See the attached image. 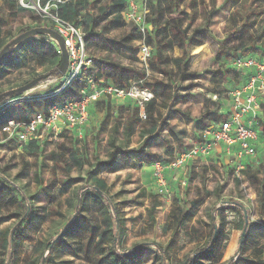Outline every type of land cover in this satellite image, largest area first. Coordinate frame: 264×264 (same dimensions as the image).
Instances as JSON below:
<instances>
[{
  "label": "rangeland",
  "instance_id": "374dc122",
  "mask_svg": "<svg viewBox=\"0 0 264 264\" xmlns=\"http://www.w3.org/2000/svg\"><path fill=\"white\" fill-rule=\"evenodd\" d=\"M5 2L6 0H0V10L5 6ZM93 2L97 4L100 0ZM257 2L258 0H240L239 9L246 13L252 10ZM203 5L204 7L198 9L197 16L193 17L194 20L188 30V34H191L199 28L203 35H199L198 40L203 41V45L191 51L174 48L166 53L169 58H184L188 62V69L185 79H182L173 64L164 65L162 80L171 83L175 87V92L171 102L166 99L170 102L167 107H163V101L158 102V111L162 117L157 124V131L141 138V129H138L130 139L129 149H141L143 157L147 153L154 162L174 160L169 150L180 154L192 148L202 132L200 123L202 119L213 121L216 114L222 116V113L231 110L228 92L241 80L240 77L230 76V79L225 81L222 76H214L217 70L222 69V62L216 61L215 55L227 37L228 20L235 7L231 0H216L215 6L210 0H205ZM186 12L191 14L192 10L187 8ZM4 15L9 22L8 26L3 28L2 38L7 43L18 37L23 29L49 26L43 19V14L36 12L11 16L5 11ZM179 18L182 21V28L185 29L189 18ZM121 34V30L112 31L110 37L119 38ZM31 40L32 44L47 41L55 48L58 47L57 43L48 37L38 36ZM32 44L17 48L9 60L7 58L6 64L18 63L21 67L7 68L8 75L0 82V93L16 89L15 87L32 82L41 76H48L55 68V65L42 67L31 60ZM234 46V43L228 45L229 48ZM89 51L95 58L96 66L98 61L108 56L107 53L93 47H89ZM152 52L156 53L153 47ZM116 60L123 65L130 64L127 58ZM153 74L156 76L159 73L154 71ZM190 86L193 87L189 91H183V88ZM46 88L40 85L37 91L42 92ZM216 90L222 92L220 100L215 98ZM184 95L190 96L187 103L181 101L180 96ZM123 102L116 101L109 107L94 109L89 126L83 130V138L67 135L68 139L59 137L57 140L45 141L42 145L45 154L38 158L24 154L18 143L6 141L0 133V173L18 189L17 199H12V195L7 196L9 192L6 188L0 193V230H12L17 225L18 218H13V215L23 212L20 204L22 200H25L30 208L28 217L32 213L36 218L35 222L27 227V233L19 237L16 264H26L27 256L35 258L34 245L49 242L68 224L74 215V208L69 206L67 200L76 204L77 196H80L82 188L87 185L86 172L91 168L98 169V176L106 181L107 194L118 211L120 222L124 225V231L120 235L119 252L131 251L136 245L155 243L168 248L169 264H181L187 257H192L198 249H202L209 238L211 216L216 215L217 233H220V237L227 243L223 261L228 262L234 258L241 234L238 229L239 214L231 209L228 203L231 201L240 203L249 210L251 237L258 238L263 243L256 224H262L264 221V206L260 205L257 188L245 177L241 183L236 181L232 159L227 158L226 164L222 167L218 166L220 159L217 158H214L209 166L199 163L192 167L186 171L188 187L183 188L171 182L172 191L175 193L170 196L157 195L158 189L150 177V170L145 168L150 165L149 163L143 161L141 166L135 168L126 165L115 173L99 166L111 159L115 153L114 146L108 143L113 128L125 122L135 110L132 104L125 107L130 102L126 104ZM123 104L125 106H122ZM27 105L42 110L41 103L31 102L21 104L18 109L7 108L0 117L15 118L18 111L21 110L22 113ZM224 117L223 120L226 119ZM152 125L153 121L146 120L142 126L147 132ZM259 129V132L264 131L262 126ZM175 136L182 138V141H177ZM119 138L116 141L117 147L126 146ZM61 145L80 149L85 162L84 167H75L68 173L65 163L56 166L50 154L53 152L60 154ZM118 158L122 159L121 156ZM260 162L264 163V151L258 153L254 165L257 167ZM174 178H177V175ZM38 180H41V183ZM152 196H157L156 201H153ZM198 197H204L205 201L196 216L185 218L183 221L185 225L174 230L179 218L178 209L191 211V202ZM106 220L108 209L104 202L94 195H87L79 222L81 230L77 234L68 235L66 239L68 247L56 251L50 264H94L99 256L110 252V242L98 241L106 227ZM192 228L203 231L204 238L200 242L191 240ZM71 249H75L77 256L71 253ZM248 254L250 251L246 253ZM44 256L48 257V252H45ZM155 256V251L150 248L146 254V264H159ZM3 258L5 256H2ZM238 264L245 262L240 261Z\"/></svg>",
  "mask_w": 264,
  "mask_h": 264
},
{
  "label": "trees",
  "instance_id": "16d2710c",
  "mask_svg": "<svg viewBox=\"0 0 264 264\" xmlns=\"http://www.w3.org/2000/svg\"><path fill=\"white\" fill-rule=\"evenodd\" d=\"M46 1L47 0H43V4H45ZM102 1L104 0H100V2L96 4L94 2L91 3L88 0H68L64 4L58 6V14L62 19L83 28L86 34V43L88 48L93 47L108 54L106 59L97 62L95 70L96 80L104 79L105 83L112 84L118 89H128L133 83L137 82L143 87V89L148 90L153 95V100L146 103L144 109L145 114L147 115V120L149 122H154V125L151 126L150 130L147 132L144 130L142 126L143 122L139 117V109L137 107H134V112L125 120V122L120 123L113 128L111 138L108 143L109 145L114 146L115 153L112 154L111 159L99 166H103L107 168L109 172L115 173L123 169L126 165L135 168L141 166L143 161L145 163H149V166L155 163L153 158H150L147 153H145V157H143V151H140L141 149H129L130 139L137 133L138 129H141V138L145 137L148 133L153 134L157 131V124L162 117V114L158 111V102L163 101V107H167L173 98L175 87L172 86L171 83H167L164 79L162 80V78L154 75L151 78H147L145 71L136 65V62L138 61V47H136L134 43L138 41L141 36L136 27L130 26V30L125 28L126 23L122 14L127 8L126 0H105L106 2L103 3ZM203 2L205 4V0H149L148 6L150 8V16L148 21L153 25L154 30L151 32V35L147 37V43L151 47L155 48L156 51V53L153 52L151 60L152 72L155 71L162 75L164 65L171 63L177 69L178 76L185 79L188 62L184 58H169L166 56V53L168 50L174 48H178L183 51H191L203 45L204 42L198 40L199 35H203V32L199 28L192 31L191 34H188L192 21L198 14V9L200 7L202 8V6L204 7ZM210 2L213 6L216 5V0H210ZM231 3L235 8L230 14L228 20V29L226 30L227 37L220 44V48L215 55V60L222 62V69L217 70L214 74L215 77L222 76L225 81H228L230 76L241 78V80L238 81L230 92L240 87L242 84H245L249 76L244 72H237L231 68L230 63L234 59L257 57L259 60H264V0H258L256 6L246 13H243L239 9L240 0H231ZM187 8L192 10L191 14L186 12ZM5 11L11 16H18L28 12L35 13L34 11L25 10L19 7L13 0H6L5 6H3L0 10V51L9 43L4 41L2 38L3 28L8 26L9 22L8 18H5ZM179 17L182 19L189 18L188 25L185 29L182 28V21ZM47 28L52 29L51 26H48ZM30 29L32 28L28 27L23 29L20 34ZM120 30L122 31V34L119 38L110 37V33L112 31ZM231 43L235 44L233 48L228 47ZM26 44H32V40L19 44L2 62H0V82L6 79L9 68L14 67L19 69L21 67L18 63H6L10 56L15 53L17 48ZM30 58L42 67L55 65V68L48 76H41L36 79L38 80L37 86L41 85L44 81H47V79L51 76V78L59 77L57 67L61 63L62 58L58 54V47L55 48L47 41L34 42V44H32ZM116 58H127L129 59L130 64L123 65L118 62ZM30 82H26L24 85L17 86L15 88L18 89ZM79 86L80 81L76 82L74 88L64 95L63 100L76 98L78 96L77 91ZM57 87V85L50 86L48 92L54 91ZM192 87L193 86L185 87L183 88V91H189ZM11 90L15 89L12 88ZM3 93L5 92L0 93V95ZM22 94L6 98L0 104V114L7 109L6 108L2 111V104L10 100L17 99ZM221 94L222 92L220 91H214V95L218 96L219 100L222 97ZM180 97L183 103H187L190 100L189 95ZM166 99L170 102H167ZM36 102L42 104V110H38L35 107L27 105L28 108L24 107L22 113L20 112L21 110H19L16 117L21 118V120H28L35 114L43 112L49 105L56 103L53 99ZM109 106H111L110 103L103 101L97 104L96 108H106ZM262 107L264 108V101L262 102ZM223 117L224 116H217L216 114L213 121L202 119V121H200L202 125V132L210 126L224 121ZM10 119H12V117H0V133H2ZM261 126L264 127V113L259 119V127ZM262 134L264 135V131H262ZM61 137L68 139L67 134H63ZM118 137H120L119 139H121L126 146L121 148L117 147L116 141H118ZM175 137L177 141H182V138L179 136ZM71 147L61 145L60 154H56L57 152L50 154V158L54 161L56 166L61 163H65L66 171L68 173H70L75 167L83 168L85 165V162L81 157V150L75 146ZM21 148H23L24 154L26 153L31 157L38 158L42 156L41 154H45V150L37 142H31ZM169 153H171L174 158L177 156L173 150H169ZM119 156L122 157L121 160L118 158ZM160 162L167 164L171 161ZM254 163L255 162L248 164L247 169L243 172V175L252 186L257 188L260 205L264 206V163L260 162V165L257 167ZM86 179L87 185L82 188L80 196H77L76 204H73L71 200H67L69 206L74 208V215L70 218V220H72H69L64 229L49 242L36 243L33 250L35 258L27 256L25 258L26 264H42L45 252H48V257L45 258L44 264H50L51 258L54 257L56 251H61L64 247H68L69 244L66 241L68 235L77 234L81 230L79 222L81 219V213L87 202V195H94L97 199L103 201L108 209V220L105 221L106 227L100 234L98 241L100 243H103L104 241L110 242L111 251L105 255L99 256L94 264H146V254L150 248L155 251V259L159 264H169L168 248H163L155 243L140 244L136 245L131 251L119 252V245L121 243L120 235L124 231V225L120 222L118 218V211L111 203L109 195L107 194V183L103 178L98 176V169L93 170V168L86 172ZM235 179L238 183L242 182V180L238 177H235ZM38 182L41 183V180H38ZM4 188H6L9 192L7 196L12 195V199H17L18 189L14 187L3 174L0 173V193ZM152 199L153 201H156L157 196H152ZM204 201V197H198L196 200L192 201L191 211L189 212L183 208H179V218L176 221L174 230H178L185 225L183 224L185 218H193L196 216ZM228 203L230 204L231 209L239 214L238 229L241 231V238L245 225L242 210V207L244 206L233 201ZM20 204L24 209L23 212L13 215V218H18L17 225L12 230H0V264H16L15 256L20 245L19 237L25 235L27 233V227L35 222L36 218L31 213L30 217L20 223L29 208L25 200H22ZM246 210L249 216L248 230L242 248L239 249L238 246L234 258H231L228 262L223 261L225 251L227 249V243L226 240L220 237V233H217L218 222L216 215H214L213 217L211 216L212 224L210 225L209 238L202 246V249H198L192 257H187L181 264H238L240 261H244L245 264H264V221L262 224H256L257 231L260 233L263 240L262 243L260 239L251 237L250 212L248 209ZM191 233V240L193 242H200L204 238L203 231L196 228H192ZM70 251L74 256H77L75 249H71ZM248 251H250V254L246 255ZM2 256H5V258L2 259ZM235 258L237 259L235 260Z\"/></svg>",
  "mask_w": 264,
  "mask_h": 264
},
{
  "label": "built area",
  "instance_id": "2783aa9c",
  "mask_svg": "<svg viewBox=\"0 0 264 264\" xmlns=\"http://www.w3.org/2000/svg\"><path fill=\"white\" fill-rule=\"evenodd\" d=\"M13 1L25 10L43 14L42 17L49 26L64 38L69 63L63 76L50 78L41 84L47 87L44 91H37L39 85L23 93L19 98L1 105L3 111L6 108L17 109L21 104L29 102L46 99L56 101L28 120H21L19 117L10 119L1 133L6 141H14L22 147L31 142H37L42 146L45 141L57 140L63 134L81 139L83 130L90 124L96 104L102 100L112 104L115 101L132 100L139 109L141 121L147 120L145 104L153 100V95L148 90L143 89L137 82L128 89H118L112 84L105 83L104 79L96 80V61L90 54L83 28L62 19L58 14V6L68 0H47L45 4L43 0ZM88 1L93 2V0ZM126 2L127 8L122 14L126 23L125 28L130 30V26L136 27L141 36L134 43L138 47L136 65L145 71L147 78H151L154 75L151 70L153 52L152 47L147 43V37L151 35L154 27L148 21L149 0H126ZM58 54L62 58L59 47ZM230 66L237 72L249 75L245 84L228 93L231 110L222 113L226 118L224 121L201 132L192 148L177 154L174 160L167 164L155 162L150 166V177L157 186L158 196L173 194L171 182L175 180L181 187L187 188L186 171L182 169L197 158L211 156L217 146H222L227 158L232 159L235 177L240 180L244 179L243 172L248 164L255 162L258 153L264 151V135L259 132V119L263 114L264 101V60H259L257 57L236 58ZM156 77L162 78V75L157 74ZM78 81H80L78 96L63 100L64 95L73 89ZM53 85L58 87L48 92L49 87ZM215 98L217 100L218 96ZM177 170H182L178 178L170 175Z\"/></svg>",
  "mask_w": 264,
  "mask_h": 264
},
{
  "label": "water",
  "instance_id": "95a60500",
  "mask_svg": "<svg viewBox=\"0 0 264 264\" xmlns=\"http://www.w3.org/2000/svg\"><path fill=\"white\" fill-rule=\"evenodd\" d=\"M38 36H47L57 43L61 51V55H62L61 63L57 67V73L59 76H63L67 71V67L69 63V55H68V51L65 46V40L55 30L51 28H47V27L32 28L20 34L18 37L14 38L0 51V62H2L12 52V50L15 49L19 44H22ZM37 85H38V80H34L23 87L3 93L2 95H0V104L6 98L19 96L20 94L25 93L35 88ZM79 205H80V202H79ZM242 210L244 214L245 225H244V229L242 231V235L240 238L239 249L242 248V245H243V242L245 240V236L248 230V225H249V216H248L247 210L245 207H242ZM29 212H30V208H28L26 215L24 216V218L21 220L20 223H22L28 217ZM45 258L46 257H44L42 264H44Z\"/></svg>",
  "mask_w": 264,
  "mask_h": 264
},
{
  "label": "crops",
  "instance_id": "0c3cea01",
  "mask_svg": "<svg viewBox=\"0 0 264 264\" xmlns=\"http://www.w3.org/2000/svg\"><path fill=\"white\" fill-rule=\"evenodd\" d=\"M103 101H105V100H102L101 102H103ZM121 101V100H120ZM105 102H107V103H110L111 105H114V104H112L111 102H108V101H105ZM116 102V101H115ZM119 102V101H118ZM123 102V101H122ZM130 102V104H128L127 106H125L124 104H126V103H129ZM100 103V102H99ZM99 103H97V104H99ZM124 104L122 105V106H125V107H130V105L132 104L133 105V107H135V105H134V103L132 102V100H126V101H124L123 102ZM97 104H96V106H97ZM96 106H95V108L94 109H96ZM214 158H217V159H220V162H219V164H218V166L220 167V166H222V165H225L226 164V161H227V156H226V154H225V152H224V150H223V148H222V146H217V147H215V149H214V151L212 152V155L211 156H209V157H201V158H197V159H195L194 161H192V162H190V164L187 166V167H185L184 169H182V170H184V172L185 171H187L188 172V170L189 169H191L192 167H194V166H196V165H198L199 163H202V164H206V165H210V164H212L213 163V159ZM222 162V163H221ZM146 169H149L150 170V173H151V167L150 166H146L145 167ZM182 170H177L175 173H173V175L172 174H170L171 176H175V175H177V178L180 176V172L182 171ZM168 174V176L169 177H171L170 175ZM151 176V175H150ZM170 179V178H169ZM178 181L177 180H175L174 182H172V183H174V185H176V184H178L177 183ZM174 187V186H173ZM172 188V187H171ZM173 193H175V191H173ZM13 219V218H12Z\"/></svg>",
  "mask_w": 264,
  "mask_h": 264
}]
</instances>
